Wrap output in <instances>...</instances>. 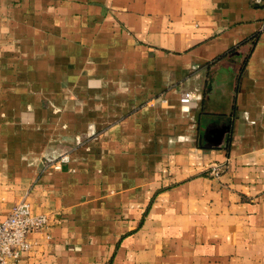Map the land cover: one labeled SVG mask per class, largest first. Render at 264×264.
<instances>
[{"label": "crops", "instance_id": "obj_1", "mask_svg": "<svg viewBox=\"0 0 264 264\" xmlns=\"http://www.w3.org/2000/svg\"><path fill=\"white\" fill-rule=\"evenodd\" d=\"M23 196L21 264H264V0H0V217Z\"/></svg>", "mask_w": 264, "mask_h": 264}, {"label": "built area", "instance_id": "obj_2", "mask_svg": "<svg viewBox=\"0 0 264 264\" xmlns=\"http://www.w3.org/2000/svg\"><path fill=\"white\" fill-rule=\"evenodd\" d=\"M194 95L191 91H184L180 100L188 103ZM65 160H68V155H63L52 165L61 168ZM224 168V164L213 163L209 171L214 176H219ZM48 225L49 216L46 213H34L25 196L18 200L5 217H0V264H21L25 254L35 244L30 234L41 231Z\"/></svg>", "mask_w": 264, "mask_h": 264}]
</instances>
